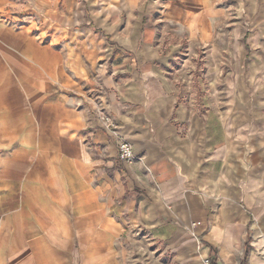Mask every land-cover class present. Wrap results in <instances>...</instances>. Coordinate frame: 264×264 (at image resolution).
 <instances>
[{
    "label": "crops",
    "instance_id": "1",
    "mask_svg": "<svg viewBox=\"0 0 264 264\" xmlns=\"http://www.w3.org/2000/svg\"><path fill=\"white\" fill-rule=\"evenodd\" d=\"M164 255L264 264V0H0V264Z\"/></svg>",
    "mask_w": 264,
    "mask_h": 264
},
{
    "label": "built area",
    "instance_id": "2",
    "mask_svg": "<svg viewBox=\"0 0 264 264\" xmlns=\"http://www.w3.org/2000/svg\"><path fill=\"white\" fill-rule=\"evenodd\" d=\"M96 112L99 116V120L105 126H107L108 128L118 127V121L116 120V118H112V116L106 113L104 109L96 110ZM117 157L124 164H129L133 161L134 159L133 152L131 146L127 142L123 141L119 144ZM203 264H216V263L213 261L211 257L207 256L204 259Z\"/></svg>",
    "mask_w": 264,
    "mask_h": 264
},
{
    "label": "rangeland",
    "instance_id": "3",
    "mask_svg": "<svg viewBox=\"0 0 264 264\" xmlns=\"http://www.w3.org/2000/svg\"><path fill=\"white\" fill-rule=\"evenodd\" d=\"M206 51V50H205ZM200 56V53L197 52V55H195L194 59L195 60H199L200 58H202ZM205 59L208 58L209 60H211V62L216 61L218 60L219 58V51L217 50H208L206 52V55H204ZM197 101L196 100V105H197ZM127 245H129V247L131 248V256L132 258L134 259L135 258V262H137L138 260H136L138 258V254H140L143 250H146V249H142V244L139 243V241H132V242H128ZM163 261V264H165V262H167L168 260H166V255H164V260Z\"/></svg>",
    "mask_w": 264,
    "mask_h": 264
}]
</instances>
